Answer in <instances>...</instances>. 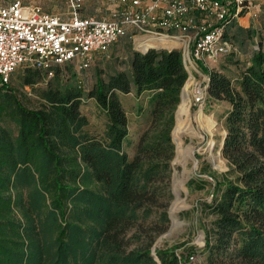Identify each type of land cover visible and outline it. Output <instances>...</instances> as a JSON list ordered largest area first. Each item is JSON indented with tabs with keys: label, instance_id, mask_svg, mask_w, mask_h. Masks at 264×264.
<instances>
[{
	"label": "trees",
	"instance_id": "obj_1",
	"mask_svg": "<svg viewBox=\"0 0 264 264\" xmlns=\"http://www.w3.org/2000/svg\"><path fill=\"white\" fill-rule=\"evenodd\" d=\"M233 23L224 32L231 45ZM125 35L130 31L120 38ZM172 42L145 39L140 49ZM196 62L209 78L208 98L230 106L221 148L227 169L216 178L212 199L200 204L206 263L264 264V46L258 42L234 80ZM126 64L105 77L98 70L90 89L62 64L47 79L42 68L25 66L20 85L34 90L36 106L8 85L10 79L0 85V264H159L156 255L161 264L188 262L192 254H177L179 245L155 252L150 241L130 246L135 234L128 235L139 213L148 215L158 205L170 178L171 135L180 131L187 110L185 88L180 100L188 77L182 51L131 50ZM131 90L147 92L150 119L129 158L128 117L119 93ZM86 96L105 113L101 136L83 131ZM188 118L196 124L194 110Z\"/></svg>",
	"mask_w": 264,
	"mask_h": 264
},
{
	"label": "rangeland",
	"instance_id": "obj_2",
	"mask_svg": "<svg viewBox=\"0 0 264 264\" xmlns=\"http://www.w3.org/2000/svg\"><path fill=\"white\" fill-rule=\"evenodd\" d=\"M251 1L248 7L244 8L242 16L234 20L228 29L232 42L230 51L203 62L207 68L222 71L232 80L237 76L240 66L247 61L252 49L258 46V42L261 41L264 46V0ZM239 26L250 27L251 32L240 31ZM137 40L135 43L127 35L121 37L108 52L97 55L95 58V54L92 55L85 68L80 69L77 60L60 66H65V71H68V67L75 70L81 84L86 89H90L94 85L98 70L105 77L109 72L127 69L126 58L129 51H138L142 47L137 44ZM24 67L19 66L13 71L8 85L13 87L23 100L36 106L38 99L34 90L30 86L20 85ZM185 67L189 75L182 88H185L187 94V110L182 114L180 131L176 136L173 132L171 135V139H174L176 154H174L175 157L173 156L174 159L172 158L174 162H170V178L168 183L162 182L165 191L159 198L158 205L152 207L148 215H142L140 212L128 235L135 234V243H131L130 246L138 244L136 243L138 240L142 244L150 241L151 251L156 239L170 229V232L161 236L156 243L155 252L157 248L179 245L174 249L177 254L189 252L194 256L186 264H207V250L203 248L205 234L201 223L203 213L200 210V204L212 199L215 180L220 179L222 172L227 169L226 160L221 154V141L226 131L223 125L224 117L230 106L225 100L208 98L206 90L208 76L196 61L192 58L190 61L186 59ZM52 74L46 72V79ZM189 79L190 81L187 82ZM200 90L204 91V99L196 102L194 98ZM119 97L128 117L125 150L131 158L135 152L138 137L150 119L148 94L147 92L136 94L134 90H131L127 93L120 92ZM201 103L203 106L200 108ZM80 110L87 117V124L83 127V131L90 135L101 136L105 129L106 116L95 99L86 96L80 105ZM193 110L196 116L195 125L190 124L188 118ZM5 124L15 129L13 123L5 122ZM173 169L176 170L175 175L178 181L175 187L178 188L179 193L176 196L172 192ZM190 179L195 180V186L188 185ZM173 204H175V217L171 214ZM190 245H194L195 249H187Z\"/></svg>",
	"mask_w": 264,
	"mask_h": 264
},
{
	"label": "built area",
	"instance_id": "obj_3",
	"mask_svg": "<svg viewBox=\"0 0 264 264\" xmlns=\"http://www.w3.org/2000/svg\"><path fill=\"white\" fill-rule=\"evenodd\" d=\"M118 3L109 19L76 13L82 0H69L72 14L62 18L40 11L20 0L0 5V85L7 83L19 66L42 68L52 74V66L77 60L88 66L92 55L105 52L120 36L130 31L136 43L139 36H165L185 41L165 48L180 49L190 61L214 59L231 47L224 32L228 23L242 14L251 0H110ZM196 102L204 99L197 92ZM194 258L188 256V261Z\"/></svg>",
	"mask_w": 264,
	"mask_h": 264
},
{
	"label": "crops",
	"instance_id": "obj_4",
	"mask_svg": "<svg viewBox=\"0 0 264 264\" xmlns=\"http://www.w3.org/2000/svg\"><path fill=\"white\" fill-rule=\"evenodd\" d=\"M11 1L12 0H0V5L7 4ZM20 1L23 4L36 7L40 11L57 14L62 18H68L72 14L69 6V0H20ZM118 6H119L118 3H114L110 0H82L81 6L78 10H76V13L79 16L94 15L99 18L109 19L112 16V13L116 9H118ZM240 15L242 16V14Z\"/></svg>",
	"mask_w": 264,
	"mask_h": 264
},
{
	"label": "bare ground",
	"instance_id": "obj_5",
	"mask_svg": "<svg viewBox=\"0 0 264 264\" xmlns=\"http://www.w3.org/2000/svg\"><path fill=\"white\" fill-rule=\"evenodd\" d=\"M138 40H137V44H139L140 46L143 47V41L145 39H157V38H165V39H169V40H172V44L170 46H163L165 48H171L172 46H180V45H183L185 44V41L179 39V38H171V37H165V36H158V37H154V36H139L137 37ZM185 85V84H184ZM184 93V88H182V92H181V96H180V100H181V97ZM200 108L203 106L202 103L199 104ZM177 109V108H176ZM175 118H176V111H175ZM173 139V138H172ZM173 142H174V139H173ZM176 174V173H175ZM176 176V175H175ZM172 189H173V192H174V196H176L178 193H179V190L178 188L175 187V177H174V180H173V183H172ZM160 240V238L158 239V241ZM157 241V243H158Z\"/></svg>",
	"mask_w": 264,
	"mask_h": 264
},
{
	"label": "water",
	"instance_id": "obj_6",
	"mask_svg": "<svg viewBox=\"0 0 264 264\" xmlns=\"http://www.w3.org/2000/svg\"><path fill=\"white\" fill-rule=\"evenodd\" d=\"M183 61H184V63H186V58H185V57H183ZM187 71H188V70H187ZM188 75H189V71H188ZM187 78H188V77H187ZM208 79H209V78H207V81H208ZM181 92H182V88H181V91H180V96H181ZM171 132H172V130H171ZM225 135H226V131H224L223 139H222V141H221V146L223 145ZM172 141H173V139H172ZM174 154H176V152H174ZM174 157H175V156H174ZM173 159H174V158H173ZM173 159H172V161H171L172 163L174 162ZM191 172H192V170L190 169V173H191ZM175 173H176V170L173 169V172H172V183H173V180H174V177H175ZM172 192H173V189H172ZM173 194H174V192H173ZM169 232H170V229H168V231H167L166 233H164L163 235H166V234H168ZM163 235H161V236H163ZM161 236H159V238H160ZM159 238L156 239V241L154 242V244H153L151 250L155 248V245H156V243H157V241H158ZM153 259H154V258H153ZM154 260H156L159 264H161L160 261H159V259H158V257H157V255H156V259H154Z\"/></svg>",
	"mask_w": 264,
	"mask_h": 264
}]
</instances>
